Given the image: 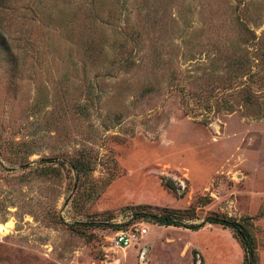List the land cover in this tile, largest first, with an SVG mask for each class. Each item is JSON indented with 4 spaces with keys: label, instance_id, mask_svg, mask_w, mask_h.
Listing matches in <instances>:
<instances>
[{
    "label": "rangeland",
    "instance_id": "1",
    "mask_svg": "<svg viewBox=\"0 0 264 264\" xmlns=\"http://www.w3.org/2000/svg\"><path fill=\"white\" fill-rule=\"evenodd\" d=\"M166 209L264 264V0H0V264H244Z\"/></svg>",
    "mask_w": 264,
    "mask_h": 264
},
{
    "label": "trees",
    "instance_id": "2",
    "mask_svg": "<svg viewBox=\"0 0 264 264\" xmlns=\"http://www.w3.org/2000/svg\"><path fill=\"white\" fill-rule=\"evenodd\" d=\"M244 68H246L244 66ZM244 68L239 69V71L244 70ZM245 82V81H244ZM248 101H250V98H247ZM211 109L218 110V107L214 104H210ZM166 185L168 187H172L173 183H171L170 180L166 181ZM166 212H163L161 214H153L151 215L148 211L144 210H136L133 211L135 216L137 218H144V217H150L152 218V222L160 224V225H174V226H183L192 230H198L201 228L205 223H217L220 224L221 226L224 227H230L235 236L239 239L240 244L242 245L244 249V264H256V254H255V246H254V241L249 234L247 228L241 224L239 221L235 220L234 218L227 217V216H209L205 220L200 221L198 223H190L187 224L182 219L184 220L185 218L180 216V213L177 211L175 212L174 210H169L166 209ZM90 226L95 225L93 222L87 223ZM101 224V223H98ZM115 230L121 229V228H126V224H114ZM128 226V225H127Z\"/></svg>",
    "mask_w": 264,
    "mask_h": 264
},
{
    "label": "built area",
    "instance_id": "3",
    "mask_svg": "<svg viewBox=\"0 0 264 264\" xmlns=\"http://www.w3.org/2000/svg\"><path fill=\"white\" fill-rule=\"evenodd\" d=\"M143 223L139 222L126 228L115 230L111 238L113 245L116 247L127 248L138 242L148 232L147 227H144Z\"/></svg>",
    "mask_w": 264,
    "mask_h": 264
}]
</instances>
